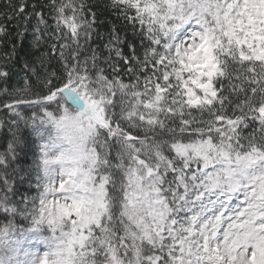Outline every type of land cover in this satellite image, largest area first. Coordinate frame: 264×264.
<instances>
[{
	"label": "snow or ice",
	"instance_id": "snow-or-ice-1",
	"mask_svg": "<svg viewBox=\"0 0 264 264\" xmlns=\"http://www.w3.org/2000/svg\"><path fill=\"white\" fill-rule=\"evenodd\" d=\"M6 7L0 264H264V0Z\"/></svg>",
	"mask_w": 264,
	"mask_h": 264
},
{
	"label": "trees",
	"instance_id": "trees-1",
	"mask_svg": "<svg viewBox=\"0 0 264 264\" xmlns=\"http://www.w3.org/2000/svg\"><path fill=\"white\" fill-rule=\"evenodd\" d=\"M11 2L16 3L17 0H11ZM46 2L47 0H29V10H31V4L35 3L37 5L36 11H41V6ZM93 2H95V0H93ZM8 3L9 0H0V14L11 12V10L6 7ZM43 11L45 15H47L48 9L44 8ZM101 19L105 21L106 26H110L112 20H114V17H112L110 20L109 17L105 15L102 16ZM35 23L36 20L35 17H33L29 24V29L26 37L21 40L20 37L17 36V32L21 31L22 29H18L16 27L17 21L13 20L9 22L7 16L0 15V26H4L8 31V35L0 36V58L4 57L5 53L11 51L13 44L16 45L15 59L8 62V67L11 72V82H14L17 78L24 75L23 64L26 59H35V56L30 55V53L34 51V49L30 47V45L33 42L32 25H34ZM49 23H51V20H49ZM117 27H120L119 22H117ZM100 31L104 32L105 28H101ZM49 43H51V41H48V43H42L40 51L43 52L48 49ZM39 54L40 53H36V55ZM49 55H53L50 50ZM3 63L4 61L0 59V65H3ZM50 70H59V63L54 55L51 60ZM0 119H4L2 113H0ZM22 136L23 140L17 147V156L20 166L29 168L32 165L34 154L36 153V146L33 143L34 137L28 129H22ZM10 139L11 134L9 133L8 128H0V152H3L5 150ZM33 183L34 176L32 183H29V181L25 180L22 184H19L18 187L21 192H26L30 187H32Z\"/></svg>",
	"mask_w": 264,
	"mask_h": 264
}]
</instances>
